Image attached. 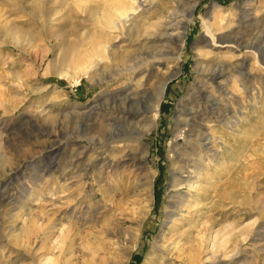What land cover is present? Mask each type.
I'll list each match as a JSON object with an SVG mask.
<instances>
[{
  "label": "rangeland",
  "instance_id": "374dc122",
  "mask_svg": "<svg viewBox=\"0 0 264 264\" xmlns=\"http://www.w3.org/2000/svg\"><path fill=\"white\" fill-rule=\"evenodd\" d=\"M0 264H264V0H0Z\"/></svg>",
  "mask_w": 264,
  "mask_h": 264
},
{
  "label": "bare ground",
  "instance_id": "6f19581e",
  "mask_svg": "<svg viewBox=\"0 0 264 264\" xmlns=\"http://www.w3.org/2000/svg\"><path fill=\"white\" fill-rule=\"evenodd\" d=\"M118 8L120 9V11H124V13L126 14V10L124 9V8H121V7H119L118 6ZM119 11V12H120ZM117 21V20H116ZM125 21H127L126 19H125ZM118 23V22H117ZM117 23L116 22H114V26H113V28L115 29V28H121V24L119 23L118 25H117ZM126 23V22H125ZM125 26V25H124ZM127 26V25H126ZM136 26V25H135ZM169 26V25H168ZM112 27V26H111ZM131 30V29H130ZM167 32V31H166ZM157 35V34H156ZM133 36V35H132ZM162 36H165L164 34H162ZM153 38V36H150V39H152ZM160 41V40H159ZM151 53V52H150ZM131 54V51H129V50H125V57L124 58H126V57H128L129 55ZM65 60V59H64ZM141 60V59H140ZM137 63V62H136ZM139 63V62H138ZM135 64V63H134ZM136 66V69L137 68H139V67H141V66H138V65H132V66H129L130 68H132V67H135ZM166 86V85H165ZM158 109H156V111H157ZM150 119V118H149ZM149 119H147V121H146V124H144L143 125V130H142V132L144 133V132H146V130H147V128L149 127Z\"/></svg>",
  "mask_w": 264,
  "mask_h": 264
}]
</instances>
